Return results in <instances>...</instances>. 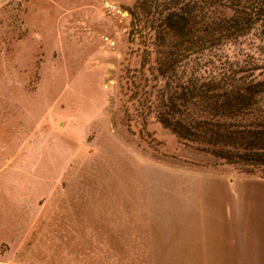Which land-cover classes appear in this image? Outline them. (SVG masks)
Listing matches in <instances>:
<instances>
[{
    "label": "rangeland",
    "instance_id": "1",
    "mask_svg": "<svg viewBox=\"0 0 264 264\" xmlns=\"http://www.w3.org/2000/svg\"><path fill=\"white\" fill-rule=\"evenodd\" d=\"M136 1L0 0V264H161L178 187L262 178L128 102Z\"/></svg>",
    "mask_w": 264,
    "mask_h": 264
},
{
    "label": "trees",
    "instance_id": "2",
    "mask_svg": "<svg viewBox=\"0 0 264 264\" xmlns=\"http://www.w3.org/2000/svg\"><path fill=\"white\" fill-rule=\"evenodd\" d=\"M128 102L185 145L264 178V0H137Z\"/></svg>",
    "mask_w": 264,
    "mask_h": 264
},
{
    "label": "crops",
    "instance_id": "3",
    "mask_svg": "<svg viewBox=\"0 0 264 264\" xmlns=\"http://www.w3.org/2000/svg\"><path fill=\"white\" fill-rule=\"evenodd\" d=\"M183 186L172 210L164 205L174 220L161 264H264V178L190 179Z\"/></svg>",
    "mask_w": 264,
    "mask_h": 264
}]
</instances>
